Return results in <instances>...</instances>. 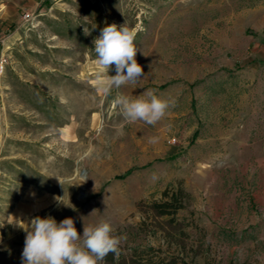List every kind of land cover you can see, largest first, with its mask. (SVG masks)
<instances>
[{"label": "rangeland", "instance_id": "1", "mask_svg": "<svg viewBox=\"0 0 264 264\" xmlns=\"http://www.w3.org/2000/svg\"><path fill=\"white\" fill-rule=\"evenodd\" d=\"M112 23L144 75L105 94ZM146 89L175 106L127 122L113 100ZM9 216L110 222L101 264H264V0H0V264H21Z\"/></svg>", "mask_w": 264, "mask_h": 264}, {"label": "clouds", "instance_id": "2", "mask_svg": "<svg viewBox=\"0 0 264 264\" xmlns=\"http://www.w3.org/2000/svg\"><path fill=\"white\" fill-rule=\"evenodd\" d=\"M84 32L85 35L90 34L87 28ZM135 37L136 31L125 23L119 26L112 23L102 28L100 35L93 40L96 62L102 70L97 73V81L105 94L112 88L119 89L127 83L141 81L144 73L135 58ZM113 65L115 75H109ZM113 103L119 106L127 122L140 120L149 125L157 124L168 109L175 106L158 98L151 89H146L135 99L117 94ZM150 142H155V138H151ZM82 172L84 175H81ZM80 176L86 180L87 170H81ZM56 199L61 200L59 197ZM7 223L26 233L21 264H101L108 254L119 255L121 241L113 235L112 225L107 221L84 226L82 235L78 234L70 217L57 223L51 216H36L26 224L9 216Z\"/></svg>", "mask_w": 264, "mask_h": 264}, {"label": "trees", "instance_id": "3", "mask_svg": "<svg viewBox=\"0 0 264 264\" xmlns=\"http://www.w3.org/2000/svg\"><path fill=\"white\" fill-rule=\"evenodd\" d=\"M128 174H130V172L127 173L126 175L122 176V178H124ZM178 201H179V194H175V195H173L171 197L170 202L168 201V202H165V203H153L152 207L156 211L158 216H160V217L172 216V215H174L177 212L178 209L181 208V207H174V205ZM169 208H173V210H171Z\"/></svg>", "mask_w": 264, "mask_h": 264}, {"label": "built area", "instance_id": "4", "mask_svg": "<svg viewBox=\"0 0 264 264\" xmlns=\"http://www.w3.org/2000/svg\"><path fill=\"white\" fill-rule=\"evenodd\" d=\"M32 18H33V16H32V14H30V13H26V14L24 15V19L27 20V21L31 20ZM2 68H3V65H2Z\"/></svg>", "mask_w": 264, "mask_h": 264}, {"label": "crops", "instance_id": "5", "mask_svg": "<svg viewBox=\"0 0 264 264\" xmlns=\"http://www.w3.org/2000/svg\"><path fill=\"white\" fill-rule=\"evenodd\" d=\"M19 211L25 210V209H21V207L18 209ZM30 210V209H29ZM33 210H37L36 208H34ZM26 211V210H25Z\"/></svg>", "mask_w": 264, "mask_h": 264}]
</instances>
